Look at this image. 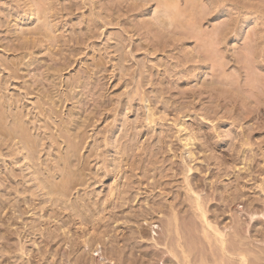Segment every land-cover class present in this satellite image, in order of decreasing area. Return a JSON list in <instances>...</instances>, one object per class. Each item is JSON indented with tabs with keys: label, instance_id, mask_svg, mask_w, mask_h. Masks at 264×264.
<instances>
[{
	"label": "rangeland",
	"instance_id": "374dc122",
	"mask_svg": "<svg viewBox=\"0 0 264 264\" xmlns=\"http://www.w3.org/2000/svg\"><path fill=\"white\" fill-rule=\"evenodd\" d=\"M166 1L0 0V264H264V0Z\"/></svg>",
	"mask_w": 264,
	"mask_h": 264
},
{
	"label": "bare ground",
	"instance_id": "6f19581e",
	"mask_svg": "<svg viewBox=\"0 0 264 264\" xmlns=\"http://www.w3.org/2000/svg\"><path fill=\"white\" fill-rule=\"evenodd\" d=\"M172 3H174L173 5L174 6H172V7H175L176 5H175V2L173 1L172 2V0L170 1V2H167L166 1V5H170V4H172ZM4 123V122H3ZM4 126V125H3ZM5 127V126H4ZM9 135L11 136V137H18L19 138V142H23V144H24V146L25 145H27V146H29V145H32V144H30V142L31 143H33L32 141H30L29 139H28V137H27V135H25L24 134V131H23V125L21 124V123H18L17 124V126H16V129L15 130H13V132H9ZM8 135V136H9ZM193 140H194V138L191 136V135H188L187 137H186V139H185V146L186 147H188L189 148V152H190V156L191 157H193V155H194V153H193V151L191 150V148H192V146H193ZM23 147V146H22ZM70 147V146H69ZM34 148V147H33ZM76 148H72L71 149V151L72 150H75ZM28 151V150H27ZM73 153V152H72ZM73 156V155H72ZM68 160V159H67ZM64 167V166H63ZM84 168V167H83ZM83 168H81L79 171H78V173H76V175H78V178H79V180H81V182L80 183H83L82 181H84V177H83V173H84V169ZM194 167L192 166V165H188V170H187V175H188V173L190 172V171H192V169H193ZM67 175V174H66ZM69 175V174H68ZM66 177V176H65ZM72 177V176H71ZM68 182V181H67ZM71 183V182H70ZM79 184V183H78ZM191 186V185H190ZM43 187H45L44 186V184H43ZM47 187V194H51V196H58V199L59 200H61V199H63V197H67V194H66V192L65 191H60V189H58V188H54V187H52V186H46ZM68 188V186H64V187H62L63 189H65V188ZM192 187V186H191ZM45 189V188H44ZM66 190V189H65ZM192 190V192H193V197H194V199H195V201H196V203H197V207H199V209H200V211H201V216L203 217V219L205 220V222H206V225L208 226V227H212V224H211V222L208 220V218H207V213H206V210H205V208H204V205H203V202H202V197H201V194L200 193H198V192H196L193 188L191 189ZM65 192V193H64ZM126 192H128V191H126ZM79 205H80V203H79ZM81 206L82 207H84V210L83 209H81ZM73 208H74V210H75V212L76 213H78L80 216H82V217H84V218H86V219H88L87 220V222L89 223V221L91 222V221H94V220H92L91 218V214L89 213V211L92 209V208H90V207H88V208H86V203H83V205H82V203H81V205L80 206H78V204L76 205H74L73 206ZM90 208V209H89ZM152 208V207H151ZM150 210V209H149ZM155 211V210H154ZM147 213V212H146ZM256 213V212H255ZM255 214H253V216H254ZM117 217V216H116ZM113 219L115 220V218L113 217ZM118 219V218H117ZM146 219V218H145ZM95 222V221H94ZM146 222H149L148 220H146ZM180 222V221H179ZM114 223V222H113ZM112 223V224H113ZM90 224H92V223H90ZM95 224V223H94ZM93 226V225H92ZM112 227V226H111ZM173 227V226H172ZM176 227V230H177V232H178V226L176 225L175 226ZM214 227V226H213ZM113 228V227H112ZM115 228V227H114ZM143 228V227H142ZM109 229V228H108ZM111 229V228H110ZM140 229V228H139ZM214 229H215V227H214ZM220 228H216L215 229V234L216 235H218L219 236V239H220V242H221V245H222V249H223V253H225V254H228L229 256H236L237 258H239V263L240 264H247V256H246V254L244 253V252H237V251H231L230 249H228L227 247H226V236H225V231L224 230H219ZM136 231V230H135ZM140 231H141V229H140ZM174 231V230H173ZM200 232H201V230H199ZM103 232H105V231H103ZM109 232H110V230H109ZM146 232V231H145ZM167 232V231H166ZM170 232H171V230H170ZM203 232H204V229H203ZM133 233H134V230H133ZM138 233V232H137ZM110 234V233H109ZM153 234V235H152ZM151 234V236H149L148 237V241H149V245L151 244V245H154L156 248H159V247H161V244H160V242L158 241V239H157V237H156V235H157V232L156 231H153V233ZM172 234H175V233H172ZM85 235V234H84ZM105 235H107V234H105ZM105 235H103V237L105 236ZM150 235V234H149ZM168 235V234H167ZM211 235V234H210ZM115 236H118V235H115ZM140 236V235H139ZM147 236V235H146ZM207 236V235H206ZM212 236V235H211ZM56 237V235H54V236H52V239L53 238H55ZM114 237V236H113ZM119 237H120V235H119ZM134 237V236H133ZM173 237V236H172ZM140 238V237H139ZM182 238V237H181ZM69 239H71V238H69ZM138 239V238H137ZM171 239V238H170ZM179 239H180V236H179ZM114 240H115V242L117 243V245H115V248H114V252L112 253V255H108V254H106V253H101L100 251H101V249L103 248V245H102V243L104 242H102V240L101 239H97L96 237H88V238H85L84 240H83V245L84 246H89V250L90 251H88L87 253H93V255H92V263H90V264H101V262H99V260L97 259L98 257L99 258H101V260L100 261H103V260H107V259H109L110 261H112L113 259H115L116 260V263H114V264H125L124 263V259H125V256H123V253L125 252V248L124 247H122L121 245H124L125 246V244H119V241H118V238L116 237V238H114ZM172 240V239H171ZM214 240V239H213ZM108 241H109V239H108ZM170 241V240H169ZM180 241V240H179ZM178 241V242H179ZM209 241V240H208ZM110 242V241H109ZM173 242V241H172ZM213 242V241H212ZM169 243V242H168ZM72 244H76V245H78L79 246V242L77 241V239H74V240H72ZM81 244V243H80ZM103 244H105V243H103ZM109 244V243H108ZM108 244H106V245H108ZM119 244V245H118ZM172 244V243H171ZM181 244H182V241H181ZM193 244V243H192ZM99 245H102V247H100ZM212 245V244H211ZM94 246H96V248H94ZM133 246V245H132ZM169 246V245H168ZM185 246V245H184ZM219 246V245H218ZM113 247V246H112ZM186 247V246H185ZM112 249V248H111ZM135 249V248H134ZM137 249V248H136ZM174 249V248H173ZM20 252L22 253V254H24L25 253V251H24V246H21L20 247ZM75 252V250L74 249H70V251H68V252H63L62 250H60L59 251V253H62L63 255H68V257H70L71 256V254L72 253H74ZM185 252V251H184ZM189 252H190V250H189ZM188 252V253H189ZM216 252V251H215ZM222 252V251H221ZM131 253V252H130ZM187 253V252H186ZM191 253V252H190ZM132 254L134 255V257H130V259L128 260V262H129V264H136V256L137 255H135V254H137V253H135V251H132ZM84 255V254H83ZM83 255H79L77 258H76V260L74 261L75 263H73V264H89L87 261H86V259H85V257L83 256ZM194 255V254H193ZM141 256V255H140ZM144 256V255H143ZM178 256V255H177ZM225 256V255H224ZM138 257V256H137ZM146 257V256H145ZM144 257V258H145ZM208 257V256H207ZM227 257V256H226ZM212 258V257H211ZM229 258V257H228ZM233 258V257H232ZM188 259H189V257H188ZM234 259V258H233ZM236 259V258H235ZM136 260V261H135ZM139 260V259H138ZM145 260V259H144ZM192 260V259H191ZM110 261L108 262V264H111L110 263ZM146 262V261H145ZM199 262V261H198ZM139 262H137V264H138ZM142 263V262H141ZM149 263H150V261H149ZM127 264V263H126ZM143 264V263H142ZM151 264V263H150ZM200 264V263H199ZM217 264V263H216Z\"/></svg>",
	"mask_w": 264,
	"mask_h": 264
}]
</instances>
